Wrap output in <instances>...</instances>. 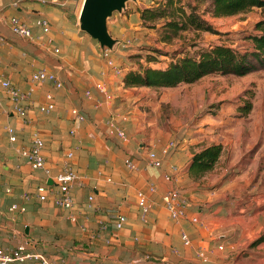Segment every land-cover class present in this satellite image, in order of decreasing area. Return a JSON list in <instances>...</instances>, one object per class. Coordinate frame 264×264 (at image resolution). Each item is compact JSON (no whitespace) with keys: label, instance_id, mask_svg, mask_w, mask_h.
Instances as JSON below:
<instances>
[{"label":"crops","instance_id":"0c3cea01","mask_svg":"<svg viewBox=\"0 0 264 264\" xmlns=\"http://www.w3.org/2000/svg\"><path fill=\"white\" fill-rule=\"evenodd\" d=\"M83 1L0 0V34L4 37L0 40L1 182L12 189L9 194L0 188V245L15 248L25 244L57 264H264V254L254 258L261 254L259 250L264 251V244H255L249 255H242V242L252 241L256 233L240 229V236L236 233L238 241L232 238L223 243L216 237L223 224L218 216L220 207L196 208L206 190L193 185L187 167L199 149L173 148L164 155L165 145L153 141L147 145L140 140L145 128L144 94L151 87L124 86L129 69L116 74L110 63L116 64L114 51L106 56L98 40L80 29ZM127 9L116 12L108 21L115 38L120 36L113 28L127 19ZM136 13L141 20L140 12ZM13 16L30 25V37L12 32L9 20ZM43 20L49 24L47 32ZM43 68L56 73L63 86L57 88L49 81L33 84L31 75ZM4 80L24 92L33 88L24 102L28 108L25 119L15 112L2 86ZM99 84L105 86V92ZM48 94L56 104L49 114L39 109L48 102ZM73 109L85 119L76 117ZM8 125L15 128L16 141L10 140ZM117 126L124 129L127 141L116 133ZM34 133L44 140V155L53 173L63 167L67 152H74L71 163L78 179L71 193L76 221L69 218V210L51 198L42 202L36 196V187L51 179L42 170L32 169L21 154L31 146ZM150 151L164 156L162 168L149 162ZM127 161L136 169L129 168ZM173 166L178 171L173 172ZM166 173H172L170 181L165 179ZM150 184L156 185L155 192L150 191ZM170 188L181 191L189 201V216H200L199 223L170 216L163 201ZM26 191L33 193L26 201V211H11L10 205L22 203L20 194ZM142 193L150 203L146 220L138 205ZM120 214L127 222L118 229L116 219ZM183 232L189 235L190 245L184 244Z\"/></svg>","mask_w":264,"mask_h":264},{"label":"rangeland","instance_id":"374dc122","mask_svg":"<svg viewBox=\"0 0 264 264\" xmlns=\"http://www.w3.org/2000/svg\"><path fill=\"white\" fill-rule=\"evenodd\" d=\"M156 1H131L127 19L115 27L114 20L113 32L122 41L114 50V60L121 69L133 65L166 67L171 56L154 52L151 47L164 53L181 50L190 54L210 44L246 49L251 46L247 36L259 33L256 26L264 21V8L215 17L209 3L202 2L197 10L222 34L188 29L165 43L160 41V29L147 28L137 18L138 9L151 7ZM161 24L162 21L158 23ZM147 53L158 54L159 61H148ZM145 91L142 142L148 145L153 141L162 147L174 142V151L186 146L192 152L208 144H223L224 152L216 168L194 180L193 185L206 190L196 208L220 207L218 216L223 224L216 237L223 243L232 238L238 241L240 229L256 233L252 241L242 242V255H249L250 247L264 244V69L244 76L213 73L194 83ZM248 103L252 107L245 112L242 109ZM260 237L262 240L255 243ZM259 251L261 254L254 258L262 257L264 251Z\"/></svg>","mask_w":264,"mask_h":264},{"label":"trees","instance_id":"16d2710c","mask_svg":"<svg viewBox=\"0 0 264 264\" xmlns=\"http://www.w3.org/2000/svg\"><path fill=\"white\" fill-rule=\"evenodd\" d=\"M209 3L210 12L215 17L233 16L247 12L254 7L264 8V0H157L153 6L138 9L142 25L160 29V41L168 43L180 36L183 31L196 29L222 34L197 10L199 3ZM162 21L161 25L158 23ZM264 21L257 24L259 33L247 36L251 46L246 49L231 47L227 44H210L196 53L174 51L164 53L159 49L151 50L171 56L166 67H131L124 76L127 88L152 87L171 88L180 84L194 83L213 74H232L244 76L256 70L264 69ZM150 62L159 61L158 54L147 53ZM251 103L244 110L251 109ZM224 152L222 143L208 144L195 151L187 172L194 180L201 179L213 171ZM262 240L258 238L255 243Z\"/></svg>","mask_w":264,"mask_h":264},{"label":"built area","instance_id":"2783aa9c","mask_svg":"<svg viewBox=\"0 0 264 264\" xmlns=\"http://www.w3.org/2000/svg\"><path fill=\"white\" fill-rule=\"evenodd\" d=\"M9 24L13 33L21 37L31 36L32 31L30 25L19 17H11V19L9 20ZM42 25L45 32L49 31V24L46 20L42 21ZM3 39L4 37L0 34V40ZM108 52L109 50L106 49V56L108 55ZM110 63L113 65L116 74H120L121 68L111 61ZM31 81L33 84L44 83L47 81L53 82L57 88H61L63 86L62 81L58 78L56 73L45 68L35 71L31 75ZM2 86L11 98L15 112L21 118L25 119L28 115V108L25 106L24 102L28 98L33 88H31L29 92H24L17 86H15L10 80H4L2 82ZM98 87L102 91H106L104 85L99 84ZM109 97L111 96L109 95ZM47 100L48 102L46 104L40 105L39 109L40 111L49 114L55 110L56 104L53 101L52 94L47 95ZM72 113L76 115V117H78L80 120L85 119V116L79 113L77 109H73ZM6 130L10 136V140L16 141L17 134L15 128L8 125L6 126ZM114 130L123 140H128V135L126 134L123 128L117 126L114 127ZM44 146L45 143L43 138L39 135V133H34L31 146L21 150V154L29 160L32 169L42 170L45 173L46 177L52 180L51 184L47 180L45 183L38 185L35 189L36 196L39 201L42 202L48 201L51 198L56 205L69 210V218L72 221H76L77 216L73 212L75 204L71 193V187L73 183L78 179V172L71 163V160L74 156V152L68 151L66 154V161L63 167L57 173H53L52 169L47 166L46 157L44 155ZM173 148L174 142L168 143L163 148V154L167 155L169 151ZM148 158L149 162L153 166L157 168L163 167V155L158 154L156 151H150L148 153ZM127 165L131 169H136V165L131 161H127ZM1 167L2 158L0 156V188H4L6 193L10 194L12 193L11 187L3 185L1 182ZM172 169L173 172L178 171L177 166H173ZM165 179L167 181H170L172 179V173H166ZM149 189L151 192H155L157 187L154 184H150ZM32 194L33 193L29 191L22 192L20 194V197L23 199V202H14L10 205L9 209L11 211H26V201H28L32 197ZM90 200H92V197H90ZM163 201L167 210L170 213V216L173 219L179 220L182 218H188L191 220L192 223H199L200 219L197 215L189 216L187 212L189 202L182 195L181 191L178 188L168 189L163 195ZM138 205L140 206L142 211V218L146 220L150 211V203L145 194L142 193L139 195ZM126 222V216L122 214L118 215L116 219L117 228H123ZM182 240L185 245L191 244L190 237L185 232L182 233ZM220 248H223V246H220ZM0 264H57V261L30 249L25 244L18 245L15 248H6L0 245Z\"/></svg>","mask_w":264,"mask_h":264},{"label":"water","instance_id":"95a60500","mask_svg":"<svg viewBox=\"0 0 264 264\" xmlns=\"http://www.w3.org/2000/svg\"><path fill=\"white\" fill-rule=\"evenodd\" d=\"M131 1L138 0H84L79 15L80 29L97 39L103 50L114 51L122 41L113 37L108 21L116 12L123 13Z\"/></svg>","mask_w":264,"mask_h":264},{"label":"bare ground","instance_id":"6f19581e","mask_svg":"<svg viewBox=\"0 0 264 264\" xmlns=\"http://www.w3.org/2000/svg\"><path fill=\"white\" fill-rule=\"evenodd\" d=\"M82 8V7H81ZM81 11V10H80Z\"/></svg>","mask_w":264,"mask_h":264}]
</instances>
